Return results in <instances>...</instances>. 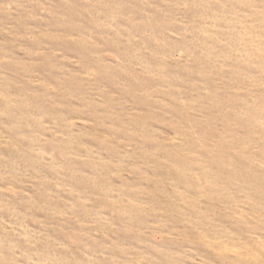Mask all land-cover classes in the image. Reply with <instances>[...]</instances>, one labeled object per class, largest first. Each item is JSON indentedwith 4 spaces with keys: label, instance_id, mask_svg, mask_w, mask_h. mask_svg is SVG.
Wrapping results in <instances>:
<instances>
[{
    "label": "rangeland",
    "instance_id": "obj_1",
    "mask_svg": "<svg viewBox=\"0 0 264 264\" xmlns=\"http://www.w3.org/2000/svg\"><path fill=\"white\" fill-rule=\"evenodd\" d=\"M0 264H264V0H0Z\"/></svg>",
    "mask_w": 264,
    "mask_h": 264
}]
</instances>
